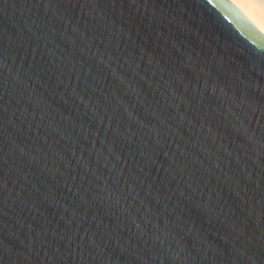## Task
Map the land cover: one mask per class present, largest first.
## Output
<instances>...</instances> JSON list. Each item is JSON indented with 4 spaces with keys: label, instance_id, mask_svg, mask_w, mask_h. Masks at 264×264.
I'll list each match as a JSON object with an SVG mask.
<instances>
[{
    "label": "water",
    "instance_id": "95a60500",
    "mask_svg": "<svg viewBox=\"0 0 264 264\" xmlns=\"http://www.w3.org/2000/svg\"><path fill=\"white\" fill-rule=\"evenodd\" d=\"M0 264H264V34L228 0H0Z\"/></svg>",
    "mask_w": 264,
    "mask_h": 264
},
{
    "label": "bare ground",
    "instance_id": "6f19581e",
    "mask_svg": "<svg viewBox=\"0 0 264 264\" xmlns=\"http://www.w3.org/2000/svg\"><path fill=\"white\" fill-rule=\"evenodd\" d=\"M247 21L264 34V0H228Z\"/></svg>",
    "mask_w": 264,
    "mask_h": 264
}]
</instances>
